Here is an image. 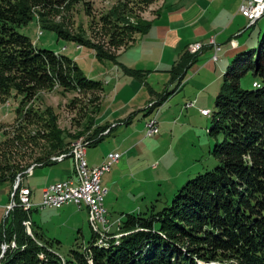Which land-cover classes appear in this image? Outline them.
<instances>
[{
    "label": "trees",
    "instance_id": "obj_1",
    "mask_svg": "<svg viewBox=\"0 0 264 264\" xmlns=\"http://www.w3.org/2000/svg\"><path fill=\"white\" fill-rule=\"evenodd\" d=\"M68 2L0 0V97L5 101L13 94L22 97L17 113L26 122L38 118L33 109L23 110L41 91L55 86L65 92L105 91L103 83L87 78L76 61L37 49L31 38L20 32L34 21L37 9L44 18L46 10L66 8ZM121 18L120 14L117 20ZM42 23L44 30L57 33L60 39L76 40L65 33L63 25ZM132 30V26L116 29L111 43L118 35L124 43L125 33ZM77 42L92 49L99 60L116 61V54L83 39ZM196 59L197 55L189 53L183 56L172 70L175 79L183 80ZM126 73L137 76L139 72L126 69ZM249 73L254 77L252 89L241 86ZM170 94L152 107L160 106ZM212 122L210 134L222 138L212 151L220 164L189 181L170 207L150 218L129 214L105 243L93 232L89 247L72 250L67 257L59 253L58 241H48L38 232L32 211L15 209L0 229V264H264V41L259 50L239 53L228 68ZM109 129L98 127L87 137L88 147L104 140ZM79 138L70 136L74 142ZM52 140V149L34 164L1 168L0 185L13 186L34 166L55 164L52 159L68 154L74 144L67 142L61 131H56ZM26 222L31 223L32 234ZM118 234L122 236L117 240ZM3 245L8 246L6 251Z\"/></svg>",
    "mask_w": 264,
    "mask_h": 264
},
{
    "label": "rangeland",
    "instance_id": "obj_2",
    "mask_svg": "<svg viewBox=\"0 0 264 264\" xmlns=\"http://www.w3.org/2000/svg\"><path fill=\"white\" fill-rule=\"evenodd\" d=\"M159 1L69 0L66 8L46 10L47 16L44 18H40L37 9L34 21L20 32L30 37L37 49L54 51L76 61L87 78L101 81L106 92H109L111 87L105 83L103 74L111 61L97 59L93 50L77 42L78 39L97 45L105 52L118 54L135 41L141 34L138 32L140 29L146 30L157 12ZM117 9L119 12L115 11ZM120 14L121 21L117 20ZM42 20L63 25L65 33L76 40L60 39L57 33L44 30ZM126 26H132L135 31L125 33L124 43L120 35L115 36L111 43L114 31ZM241 38L249 43L241 53L259 50L264 41V16ZM235 58L224 67L220 86ZM253 82L254 77L249 73L242 78L241 86L252 89ZM178 86L170 85L166 94L177 90ZM103 94L95 90L65 92L58 86L41 91L35 99L25 104L23 110L25 113L33 109L39 114L31 122H26L17 113L22 97L13 94L6 101L0 97V169L34 164L52 149V138L56 131L64 132L69 143L74 142L70 136L79 138L83 135L75 142L87 141V137L98 129L97 107L100 108ZM182 97L173 101L169 98L170 104L156 107L153 112L147 109L138 111L132 116L130 124L120 126L99 144L87 148L86 158L91 169L95 168L94 164L104 161L108 154H113L111 152L117 151L122 155V159L112 166V172L102 177V185L107 186L109 191L104 206L111 233L119 231L129 214L150 218L170 207L189 181L219 166L212 151L222 138L216 139L210 134L212 115L203 116L197 107L186 109L188 100ZM215 103L216 99L210 101L208 108H211V112L215 110ZM154 118L159 123L160 133L148 137L146 125ZM91 119L95 120L94 124H88ZM74 163V159L69 157L61 163L38 167L34 174L26 172L25 183L37 191L38 197L33 203H42V189L46 185L58 182L60 177L67 179L69 173L74 176ZM2 173L0 171V175ZM11 191L12 185H0V207L10 203ZM31 219L46 240L60 243H56V246L64 257L72 250H84L92 241L94 231L85 207L83 210L75 206L35 208L31 212Z\"/></svg>",
    "mask_w": 264,
    "mask_h": 264
},
{
    "label": "crops",
    "instance_id": "obj_3",
    "mask_svg": "<svg viewBox=\"0 0 264 264\" xmlns=\"http://www.w3.org/2000/svg\"><path fill=\"white\" fill-rule=\"evenodd\" d=\"M241 3L242 0H160L156 14L149 22L150 27L116 54V61H111V65L107 66L103 78L111 90L104 91L96 126L110 127L109 132L112 128L110 133H105L110 136L120 126L130 124L132 116L138 111L147 109L153 112L159 107L152 105L166 95L170 85L179 86L172 92V97H167L160 106L166 104V107L184 93L182 99L188 100L186 109L197 107L199 111L210 110V101L217 98L222 88L220 83L224 67L248 48L249 43L239 38L244 37L245 32L256 25H251L240 13ZM212 39L221 47L216 62L213 61L215 50L210 45ZM194 43L203 44L202 52L197 55L195 63L187 70L183 80L175 79L173 68L189 53L188 47ZM126 69L138 71L140 74L129 75ZM190 104L194 106L188 107ZM103 162L94 164V167ZM38 167L46 166H37L28 173L34 174ZM111 172L112 168L108 173ZM73 174L74 176L69 173L65 180L60 177L56 183L75 178V163ZM22 184L31 189V199L35 201L38 197L37 191L25 183L24 179ZM51 185H46L42 194ZM4 207H0V229L4 222ZM85 209L89 215L88 208Z\"/></svg>",
    "mask_w": 264,
    "mask_h": 264
},
{
    "label": "built area",
    "instance_id": "obj_4",
    "mask_svg": "<svg viewBox=\"0 0 264 264\" xmlns=\"http://www.w3.org/2000/svg\"><path fill=\"white\" fill-rule=\"evenodd\" d=\"M240 13L250 21L251 25H254L264 16V0H242ZM232 44L234 45V42ZM210 45L215 50L213 61L216 62L221 47L214 39L210 41ZM203 47L202 43H194L188 47V51L191 55H198L202 52ZM254 85L259 84L255 83ZM192 106L194 104H190L188 107ZM201 113L207 117V109L201 110ZM146 129L148 137L158 135L160 129L157 119L150 120ZM89 143V141H81L75 144L68 154L60 155L54 161L60 162L72 157L75 162V178L49 186L43 193L42 203H33L31 189L23 186V178L16 181L12 186L11 201L4 207V220L18 208L30 212L35 208L60 209L65 205H74L81 209L84 208V205H91V212H89L91 227L95 233L99 234V241L105 243L110 238L108 235L111 232V226L108 225L107 210L104 206L109 191L102 185V177L110 172L112 166L120 160L121 154L116 152L108 154L100 166L91 169L86 158ZM30 224V222L25 223L29 232ZM121 236L119 234L115 238L118 240ZM12 247H15V243H12ZM7 248V245H3V251H6Z\"/></svg>",
    "mask_w": 264,
    "mask_h": 264
},
{
    "label": "bare ground",
    "instance_id": "obj_5",
    "mask_svg": "<svg viewBox=\"0 0 264 264\" xmlns=\"http://www.w3.org/2000/svg\"><path fill=\"white\" fill-rule=\"evenodd\" d=\"M255 86H258V85H255ZM210 115H212V112L210 110H207V117H209ZM81 141H77L75 142L72 146H75V144L79 143ZM59 157H56V158H53L52 160L55 161L57 160ZM35 167V166H34ZM84 207H87L89 212H91V205H84ZM100 242V241H99Z\"/></svg>",
    "mask_w": 264,
    "mask_h": 264
},
{
    "label": "water",
    "instance_id": "obj_6",
    "mask_svg": "<svg viewBox=\"0 0 264 264\" xmlns=\"http://www.w3.org/2000/svg\"><path fill=\"white\" fill-rule=\"evenodd\" d=\"M30 233V232H29Z\"/></svg>",
    "mask_w": 264,
    "mask_h": 264
}]
</instances>
